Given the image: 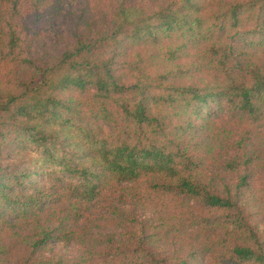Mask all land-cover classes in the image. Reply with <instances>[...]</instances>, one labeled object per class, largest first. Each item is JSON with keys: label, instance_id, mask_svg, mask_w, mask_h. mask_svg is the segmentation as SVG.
<instances>
[{"label": "trees", "instance_id": "obj_1", "mask_svg": "<svg viewBox=\"0 0 264 264\" xmlns=\"http://www.w3.org/2000/svg\"><path fill=\"white\" fill-rule=\"evenodd\" d=\"M0 264H264V0H0Z\"/></svg>", "mask_w": 264, "mask_h": 264}]
</instances>
